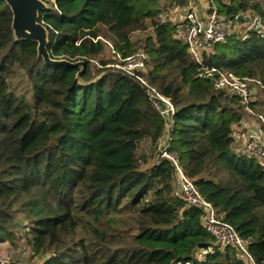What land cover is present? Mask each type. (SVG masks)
<instances>
[{"label":"trees","instance_id":"trees-1","mask_svg":"<svg viewBox=\"0 0 264 264\" xmlns=\"http://www.w3.org/2000/svg\"><path fill=\"white\" fill-rule=\"evenodd\" d=\"M40 1L49 58L83 65L45 63L36 41L15 36L0 0V243L19 234L36 259L28 264H244L231 247L200 255L214 239L200 211L174 194L172 167L158 154L165 123L115 67L142 50L140 74L174 108L168 151L264 264V170L235 151L233 137L247 113L198 76L166 16L189 0ZM212 5L235 24L249 26L251 14L260 28L232 30L203 65L264 85V0ZM19 75L29 100L13 88ZM256 95L251 107L264 115V89Z\"/></svg>","mask_w":264,"mask_h":264},{"label":"built area","instance_id":"built-area-1","mask_svg":"<svg viewBox=\"0 0 264 264\" xmlns=\"http://www.w3.org/2000/svg\"><path fill=\"white\" fill-rule=\"evenodd\" d=\"M170 22L175 23L176 37L186 45L191 59L200 65L198 76L211 81L215 88L239 98L247 116L240 121L239 126L234 127L235 151L255 159L256 163L264 170V115L255 112L251 107V103L257 99V87L264 89V85L260 81L241 79L232 73L222 72L214 67H206L202 63V54L211 52L216 44L224 42L226 36L231 33L232 22L220 14L213 5L208 6L202 15H198L195 8L190 5L180 11L176 22L172 20ZM249 25L251 28L259 29L260 21L254 17ZM107 45L112 49L110 43ZM145 60V53L142 50H137L121 59L120 65H115V67L123 70L144 88L148 100L165 123L166 134L159 140L158 154L172 167L174 194L186 207H194L200 211L203 228L214 239L213 244L202 250L200 255L231 247L244 264H255L249 255L247 242L238 236L231 225L216 216L212 205L200 196L192 180L184 174L177 156L168 151L167 131L172 127L174 108L169 99L149 85L140 74L145 70ZM22 247L23 251L30 250L26 242ZM0 264H10V257L0 258Z\"/></svg>","mask_w":264,"mask_h":264},{"label":"water","instance_id":"water-1","mask_svg":"<svg viewBox=\"0 0 264 264\" xmlns=\"http://www.w3.org/2000/svg\"><path fill=\"white\" fill-rule=\"evenodd\" d=\"M12 13V29L18 39L37 42L38 55L51 65H83L82 62L70 63L66 60H52L46 51V34L37 22V12L44 7L40 0H3ZM239 20V19H238Z\"/></svg>","mask_w":264,"mask_h":264},{"label":"rangeland","instance_id":"rangeland-1","mask_svg":"<svg viewBox=\"0 0 264 264\" xmlns=\"http://www.w3.org/2000/svg\"><path fill=\"white\" fill-rule=\"evenodd\" d=\"M190 5L194 7L195 11L200 14H202L203 12H205V10H207L206 0H189L188 5L184 8H179L180 10L170 8L171 10L169 9L170 11L166 13L168 20L169 21L172 20L173 22H176L177 17L180 14V11H183V9L185 10L186 8H188V6L190 7ZM247 16H249L248 18L249 21H252V19L254 18V16H252L251 14L249 15L247 14ZM248 28H251V26L250 25L248 26V24L232 23V30H234L235 33L242 34V36L248 32ZM144 35H145L144 33L135 32L134 34H132V38L138 39L144 37ZM115 59L117 58L115 57ZM118 63L119 62H117V64ZM12 83H13L12 84L13 88H15L19 94H26L28 92L27 99L29 100V97H31V90L27 85L26 81L24 80V78H22V76L19 75L17 78L14 79V82ZM16 235L17 236L14 239H7L4 242L0 243V258L3 259L5 257L8 258L10 257V264H28L30 263V261L36 260L30 257L29 251L27 252L22 250L23 249L22 245H24L25 241L24 239H22V237L19 234Z\"/></svg>","mask_w":264,"mask_h":264},{"label":"crops","instance_id":"crops-1","mask_svg":"<svg viewBox=\"0 0 264 264\" xmlns=\"http://www.w3.org/2000/svg\"><path fill=\"white\" fill-rule=\"evenodd\" d=\"M205 12H206V10H205ZM205 12H203V13H205ZM203 13H202V14H203ZM197 14H198V15H202V14H200V13H198V12H197Z\"/></svg>","mask_w":264,"mask_h":264}]
</instances>
